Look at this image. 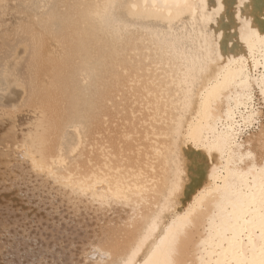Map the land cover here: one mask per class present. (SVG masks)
Returning <instances> with one entry per match:
<instances>
[{
	"label": "bare ground",
	"instance_id": "1",
	"mask_svg": "<svg viewBox=\"0 0 264 264\" xmlns=\"http://www.w3.org/2000/svg\"><path fill=\"white\" fill-rule=\"evenodd\" d=\"M253 167L264 0H0V264H209Z\"/></svg>",
	"mask_w": 264,
	"mask_h": 264
},
{
	"label": "snow or ice",
	"instance_id": "2",
	"mask_svg": "<svg viewBox=\"0 0 264 264\" xmlns=\"http://www.w3.org/2000/svg\"><path fill=\"white\" fill-rule=\"evenodd\" d=\"M212 105V98L201 97V107L209 110ZM250 173H256L251 179H245L238 186H230L226 196L230 197L229 203L233 207L234 222L231 230L234 235L226 242L228 247L223 246L224 240L217 245L219 252H210L209 257H218L215 261L209 259V264H264V240L259 248L251 243L250 232L259 227L264 234V168L259 170L253 167ZM248 235V245H244L241 237ZM176 236L169 230L161 240V244L154 250L153 255L159 257L156 264H171L169 260L171 247L175 243ZM166 245V246H165Z\"/></svg>",
	"mask_w": 264,
	"mask_h": 264
}]
</instances>
